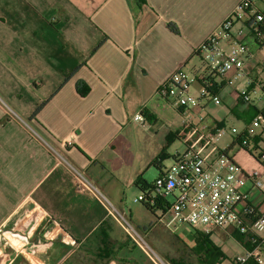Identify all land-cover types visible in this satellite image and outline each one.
Returning a JSON list of instances; mask_svg holds the SVG:
<instances>
[{"label": "crops", "instance_id": "1", "mask_svg": "<svg viewBox=\"0 0 264 264\" xmlns=\"http://www.w3.org/2000/svg\"><path fill=\"white\" fill-rule=\"evenodd\" d=\"M240 2L0 0V264L152 263L110 209L148 238L175 224L168 225L169 210L152 213L142 203L132 209L129 201L149 191L145 173L159 170L158 160L168 163L186 115L199 112L176 109L158 91L182 67L210 74L197 53ZM247 18L235 22L232 41L220 43L226 50L236 42L248 47L245 76L230 85L234 70L215 75L212 93L221 103L201 99L204 115L227 108L242 131L264 114V100L254 94L264 92V45ZM80 82L89 90L84 96ZM242 88L251 103L239 97ZM142 109L152 126L147 138L131 123ZM201 127L227 128L224 116L210 114ZM122 131L128 139L115 144ZM233 144L226 149L236 162L258 170L257 160ZM246 190L264 207L251 183ZM220 232L235 239L221 230L209 235ZM241 247L237 256L248 249Z\"/></svg>", "mask_w": 264, "mask_h": 264}, {"label": "built area", "instance_id": "2", "mask_svg": "<svg viewBox=\"0 0 264 264\" xmlns=\"http://www.w3.org/2000/svg\"><path fill=\"white\" fill-rule=\"evenodd\" d=\"M259 1L262 0H241L234 13L223 21L218 31L199 49L198 53L207 66L209 75L182 67L159 89L162 97L172 98V105L176 109L186 111L198 108L199 112L188 113L176 133L184 150H175L170 156L169 164L158 160L156 164L159 173L152 187L135 199V202H145L151 206L159 203L169 205L172 219L168 225L187 224L206 235L214 230L243 235L250 248L236 257L235 264H247L249 261L264 264V207L253 204L251 194L246 190L247 184L251 183L253 191L259 193L264 200V145H258L257 149L259 169L245 170L227 149L220 146L228 134L226 127H215L210 131L202 129L205 115L201 109V99L210 98L216 105L221 103L218 95L212 93L214 85L211 74L225 77L234 70L236 75L228 82L230 85L234 84V80L245 76L244 57L249 56L248 47L236 42L230 50H226L220 45L224 39L233 40L232 32L236 21H244L248 17L250 33L255 35L257 42L264 45V11L256 7ZM242 34L243 31H238L236 35ZM196 89L199 96L193 94ZM254 94L261 95L264 100L263 91ZM239 97L246 104L252 101L247 88L239 90ZM131 123L141 129L144 138L150 137V115L144 109L135 115ZM244 131L252 141L257 132L258 135L260 132L264 133V114L258 113ZM244 131L237 132L234 138ZM126 139L128 136L122 131L114 138V143L118 144ZM169 197L174 201L172 205L168 201ZM110 213L153 264H169L149 247L120 213L111 209ZM12 236L15 237L16 234H11Z\"/></svg>", "mask_w": 264, "mask_h": 264}, {"label": "rangeland", "instance_id": "3", "mask_svg": "<svg viewBox=\"0 0 264 264\" xmlns=\"http://www.w3.org/2000/svg\"><path fill=\"white\" fill-rule=\"evenodd\" d=\"M258 6L260 8H264V0L263 2H260ZM6 102L9 103L8 100H6ZM217 111L218 109H205V116L209 114L213 117H216L217 115L219 117L224 116L228 134L222 140L220 146L223 149H226L233 144V138L236 136L237 132L239 133L242 131L243 123L239 121L235 117V115L231 113L227 108L219 109V113H217ZM261 139L264 140V133L260 132V135H258L257 132V134H255V140H258L260 142ZM176 142L177 144L174 148L171 149V152L175 150L183 151L185 147L182 142L178 139L176 140ZM235 150L237 151V149ZM167 161V164H169L171 162V159L169 158ZM158 173L159 170H157L155 167H152L151 170L145 173L144 179L147 180L148 183H151L156 179ZM138 195V193L135 195H129V201L131 202L130 207H132V209H134V207L140 206V202H135V199L138 197ZM168 201L171 205L174 203L171 197L168 198ZM156 216L158 218H161L162 220L164 218L162 212L160 211L156 213ZM129 223L132 225L134 230L137 231L140 237H142L146 241L149 247L152 248L167 263L171 264L172 260H182L186 264H198L196 256L193 254V252H191V249L195 245L194 230L191 226L187 224L178 225V223H175L171 227V230L168 229L169 231L165 230L163 226H158L154 231L153 236L148 238L136 228L135 224L130 219ZM221 233L222 232H220L219 234L214 233L211 236V240L217 246L223 248L224 252L227 255V259L220 264H233L237 255L241 254L242 252L241 244L235 239H229L227 235H224L223 238V235H221Z\"/></svg>", "mask_w": 264, "mask_h": 264}, {"label": "trees", "instance_id": "4", "mask_svg": "<svg viewBox=\"0 0 264 264\" xmlns=\"http://www.w3.org/2000/svg\"><path fill=\"white\" fill-rule=\"evenodd\" d=\"M173 32L175 33H179V30L177 27L171 26ZM197 55H199V53H197ZM200 56V55H199ZM217 74H211L212 77H214ZM219 76V75H217ZM212 79V83L213 85H216V82ZM83 84L80 82L77 85V90L78 93L82 96L86 95L88 93V87H86L85 89H83ZM45 105V103H43L33 114V118L38 114V112L40 111V109L43 108V106ZM250 123H247V126ZM233 146H238L244 150H246L250 155H252L256 160L258 159L257 156V149H258V145L259 141L258 140H250L248 137V133L246 131H244L242 134H240L238 137L233 139ZM153 182L150 184V188L152 187ZM142 204L152 213H154L155 211H162V212H166L169 209V205L167 204H157L154 206H151L145 202H142ZM234 238L240 242L241 244H243L244 246H246L247 248H250V244L249 242L246 240V238L243 235H239L237 233L233 234ZM194 239H195V245L192 248V252L193 254L196 256V260L198 262V264H220L222 263L224 260L227 259V255L226 253L223 251V249L219 246H217L212 240L210 235H205L201 232L196 231V233L194 234ZM137 248H139L137 246ZM135 264H143L141 261L136 260ZM145 264V263H144ZM152 264V263H150ZM171 264H186L185 262H183L182 260H172ZM233 264H235L233 262ZM247 264H255L252 261H249Z\"/></svg>", "mask_w": 264, "mask_h": 264}, {"label": "water", "instance_id": "5", "mask_svg": "<svg viewBox=\"0 0 264 264\" xmlns=\"http://www.w3.org/2000/svg\"><path fill=\"white\" fill-rule=\"evenodd\" d=\"M55 232H57V230L55 229Z\"/></svg>", "mask_w": 264, "mask_h": 264}]
</instances>
